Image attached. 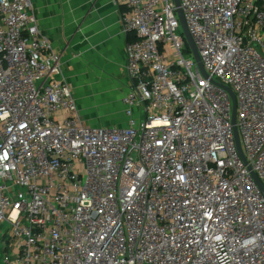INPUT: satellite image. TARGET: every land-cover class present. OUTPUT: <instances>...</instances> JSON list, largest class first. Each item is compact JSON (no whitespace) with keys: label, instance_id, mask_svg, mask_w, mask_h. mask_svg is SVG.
Masks as SVG:
<instances>
[{"label":"built area","instance_id":"built-area-1","mask_svg":"<svg viewBox=\"0 0 264 264\" xmlns=\"http://www.w3.org/2000/svg\"><path fill=\"white\" fill-rule=\"evenodd\" d=\"M115 1L126 127L84 123L31 0H0L2 264H264V0Z\"/></svg>","mask_w":264,"mask_h":264},{"label":"crops","instance_id":"crops-1","mask_svg":"<svg viewBox=\"0 0 264 264\" xmlns=\"http://www.w3.org/2000/svg\"><path fill=\"white\" fill-rule=\"evenodd\" d=\"M31 2L40 28L61 55L84 123L128 126L122 99L129 87L127 44L132 34L123 29V7L115 0Z\"/></svg>","mask_w":264,"mask_h":264},{"label":"water","instance_id":"water-1","mask_svg":"<svg viewBox=\"0 0 264 264\" xmlns=\"http://www.w3.org/2000/svg\"><path fill=\"white\" fill-rule=\"evenodd\" d=\"M176 4L179 6L180 5V0H176ZM178 14H179L181 27H182L185 39H186L190 49L192 50L194 58L196 59V61L198 62L199 66H200V70L206 76L207 73H206V71L204 69V66H203L202 61H201V57H200L199 52H198V50L196 48V45H195V43L193 41V38H192L191 34L188 31V28H187V25H186V22H185V18H184V14H183V11H182L181 8H178ZM224 88L227 89L232 94L233 102H234L233 123L236 124V97H235L234 93L232 92V90L230 88L225 87V86H224ZM235 137H236V144H237L238 151L243 156V151H242V147H241V143H240V139H239L238 128H237L236 125H235ZM256 178H257V176H256ZM257 181H258L259 186L261 187V189L264 192L263 184L260 182V180L258 178H257Z\"/></svg>","mask_w":264,"mask_h":264},{"label":"rangeland","instance_id":"rangeland-1","mask_svg":"<svg viewBox=\"0 0 264 264\" xmlns=\"http://www.w3.org/2000/svg\"><path fill=\"white\" fill-rule=\"evenodd\" d=\"M182 31L183 30L181 28V29L178 30V33H181ZM186 56H188V54ZM111 122L114 123V121H111ZM115 124H117V122H115ZM2 263H3V251L0 250V264H2Z\"/></svg>","mask_w":264,"mask_h":264},{"label":"trees","instance_id":"trees-1","mask_svg":"<svg viewBox=\"0 0 264 264\" xmlns=\"http://www.w3.org/2000/svg\"><path fill=\"white\" fill-rule=\"evenodd\" d=\"M131 39H132V36H131ZM131 39H130V40H131Z\"/></svg>","mask_w":264,"mask_h":264}]
</instances>
